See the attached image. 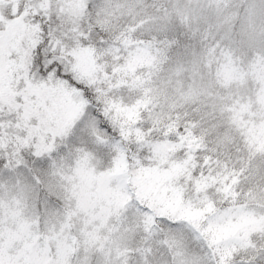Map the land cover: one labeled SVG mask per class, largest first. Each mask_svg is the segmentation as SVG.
<instances>
[{
    "label": "snow or ice",
    "instance_id": "1",
    "mask_svg": "<svg viewBox=\"0 0 264 264\" xmlns=\"http://www.w3.org/2000/svg\"><path fill=\"white\" fill-rule=\"evenodd\" d=\"M5 2L12 0H0ZM107 2L18 0L6 14L0 12V184L24 181L37 217L41 208L59 213L65 185L58 170L64 164L88 153L98 159V172L105 173L123 160L121 190L132 209L129 223L141 237L134 264H173L170 253L156 255L161 245L153 251L155 238L149 237L153 228H159L160 239L178 230L183 236L186 225L196 243L195 249L186 245L187 256L195 264H264V222L235 238L211 237L208 225L222 213L235 211L239 201L222 191L219 177L211 182L209 153L198 149L193 158L187 149L189 118L157 123L154 112L136 106L133 122L125 114L133 103L121 102L123 111L117 110L116 84L125 80L131 86L139 74L129 78L124 69L142 42H129L127 33L112 25ZM83 53L91 56L88 65L79 62ZM69 103L71 112L66 109ZM162 144L172 146L166 156L155 151ZM178 166H183V174L175 176L170 187L165 182L164 194L175 190L182 204L198 208V226L178 219V213L157 214L138 198L135 180L144 170L170 172ZM201 182H210L209 187L201 190ZM53 202L58 206L50 208Z\"/></svg>",
    "mask_w": 264,
    "mask_h": 264
},
{
    "label": "rangeland",
    "instance_id": "2",
    "mask_svg": "<svg viewBox=\"0 0 264 264\" xmlns=\"http://www.w3.org/2000/svg\"><path fill=\"white\" fill-rule=\"evenodd\" d=\"M155 1L172 4L173 17L188 22L195 31L202 30L211 44L212 50L204 54V62L193 55L172 73H175L178 94L192 99L202 96L218 100L230 112L232 123L241 130L248 144L264 152V43H261L264 7L261 0ZM17 2L0 4V12L6 14ZM108 2L111 11L127 16L144 4V0ZM156 53L141 43L130 54L124 75L132 78L137 70L149 67ZM90 60L89 53L79 58L82 65H88ZM66 109L71 112L70 103ZM136 113L137 110L130 108L125 114L135 116ZM172 150L168 144L155 149L161 156ZM72 165L65 167L64 164L63 170H58L59 179L65 185L64 204L59 213L41 208L37 217L24 181L19 185L0 184V264H134L141 237L129 223L132 209L128 207L127 193L121 190V178L126 171L123 160L115 170L105 173L98 172V159L88 153L78 156ZM183 171V166L170 172L144 170L135 180L138 198L141 203L148 201L157 214L178 213V219H187L198 226L202 219L198 208L182 204L175 190L172 195L164 194L165 182L170 187L173 178ZM200 188L203 190L204 185L200 184ZM245 205L216 217L208 225L211 237L227 240L260 227L264 222L261 215L264 204ZM56 206L58 202L49 207ZM159 231L153 228L149 237L155 238L153 251L156 244L161 245L157 256L166 252L171 254L173 264H195L186 250V245L190 249L196 247L189 225L183 229V236L178 230L175 236L167 234L160 239ZM143 252L147 253L148 248L143 247Z\"/></svg>",
    "mask_w": 264,
    "mask_h": 264
},
{
    "label": "trees",
    "instance_id": "3",
    "mask_svg": "<svg viewBox=\"0 0 264 264\" xmlns=\"http://www.w3.org/2000/svg\"><path fill=\"white\" fill-rule=\"evenodd\" d=\"M170 6L172 4L144 0L140 8L127 16L111 11L110 3H106L112 25L126 32L129 42L141 41L157 52L149 67L135 72L139 74L135 75L131 86L125 80L117 82L114 93L117 109L121 102L133 103L135 110L139 106L154 112L157 123L169 117L173 121L177 117H188L190 132L186 147L193 158L199 154L198 149L200 153H209L214 169L211 182L219 177L222 191L239 201V205L264 204V179H261L264 152L248 144L241 130L232 123L230 112L223 109L218 100L202 96L192 99L178 94L179 87L176 89L175 73H172L193 55L204 62L205 55L212 49L203 31H195L188 22L173 17L174 10ZM126 116L135 122L138 112L135 116ZM76 158L78 155L65 167L73 166ZM201 184L206 188L210 182Z\"/></svg>",
    "mask_w": 264,
    "mask_h": 264
}]
</instances>
